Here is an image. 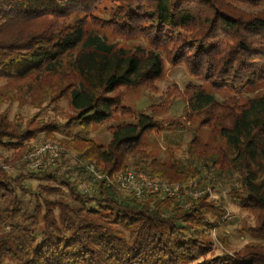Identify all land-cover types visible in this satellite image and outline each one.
Segmentation results:
<instances>
[{
  "label": "trees",
  "instance_id": "obj_1",
  "mask_svg": "<svg viewBox=\"0 0 264 264\" xmlns=\"http://www.w3.org/2000/svg\"><path fill=\"white\" fill-rule=\"evenodd\" d=\"M87 20L145 38L150 49L107 42L86 31ZM165 59L184 63L216 90L250 91L264 81V0H0V106L16 97L2 85L21 84L34 109L52 104L58 111L67 94L73 111L63 124L39 112L22 122L0 111V264H264V245L255 243L208 258L210 242L202 237L224 210L207 192L138 198L124 196L112 179L131 170L170 184L190 179L214 188L226 181L240 208L256 215L253 230L263 234L264 92L234 104L185 84V116H200L227 149L195 135L182 157L169 152V161H160L143 140L160 123L142 111L110 127L105 145L87 135L91 124L118 110L131 114L120 88L153 86ZM74 124L83 135L54 136ZM39 137V145L30 144ZM46 141L106 178L82 166L64 169L60 153L28 158L30 165L42 163L25 170L22 154ZM76 174L89 178L93 191H79Z\"/></svg>",
  "mask_w": 264,
  "mask_h": 264
},
{
  "label": "rangeland",
  "instance_id": "obj_2",
  "mask_svg": "<svg viewBox=\"0 0 264 264\" xmlns=\"http://www.w3.org/2000/svg\"><path fill=\"white\" fill-rule=\"evenodd\" d=\"M85 28L87 32L98 34L104 37L107 42L114 43L116 46L123 49H129L131 51L137 46L144 48V50L150 49L145 38L139 36L120 35L115 33L111 28L101 27L100 25L93 24L89 20L85 21ZM64 67H66V63H64ZM188 82L202 85L205 91L212 93L219 102L232 100L234 104H243L248 97L259 96L264 92V81L256 85L250 91L243 92L242 94H233L231 90L226 88L216 90L212 86H209L208 83L191 75L184 63L171 64L165 59L164 71L161 77L154 81L153 86L148 88L143 86L120 88L123 95L122 105L128 107L131 114H124L118 110L106 122L91 124L87 135L96 143L105 145L110 139V127L119 123L132 122L134 120L133 115L136 112L142 111L151 115L160 123V128L148 134L146 133L143 137L146 150L149 151L151 156L157 157L160 161H169V152L173 153L174 156L182 157V153L186 149L187 144L195 135L198 136L201 142L215 144L227 149L224 141L211 133L209 127L199 124L201 120L200 116H185V97L183 96V89ZM2 86L3 89L16 92V97H13V100L5 102L0 106V111L6 110L10 119L14 116H19L22 122H25L39 112L37 113L39 114V118L46 119L48 116H51V118H55L56 121L63 124L67 120L66 115L73 114V111L67 107V94H65L62 99L58 100V111L53 109L52 104L38 110L34 109L28 103V96L23 93L25 86L21 84ZM75 133H77V135H83L79 126L75 124L72 125L69 133H67V131L64 133L60 131L53 132L54 136L57 138H64L68 136V134ZM42 141L39 137L37 140H32L30 144L36 146ZM45 143L54 144L47 141ZM60 154V158L65 157L67 160V163L63 165L64 169L70 170V166L73 165H75L76 168L80 166L85 168L86 164H84V162L75 163L76 157L73 151L64 152L63 149H61ZM27 155L28 154L24 153V155L22 154L20 157V163L23 164L26 161L25 170L31 167L29 162H27L29 158ZM37 161L41 162L42 160L37 159ZM3 168L7 170L5 166ZM200 168L202 170L201 172L204 174L205 169H203V167ZM94 170L99 173L97 169L94 168ZM136 175L139 176L138 174ZM24 182L34 187L37 180L26 179ZM76 182L78 183L79 191H93V185L89 182V178H84V175L76 174ZM161 182H163V180ZM176 184H178L179 192L182 194L196 197L207 192L210 199L222 203L221 205L224 210L223 215L220 219L214 218L213 227L209 229L207 235L205 234L202 237L203 241L210 242L211 249L207 253L208 258L220 255L223 256V254L226 253H233L248 243L264 245V233L259 234L253 230L258 224L256 215L253 214V212L240 208L238 201L234 200L228 192V182L224 181L222 184L219 183L215 185L214 188H211L210 185H203L201 182H195L190 179ZM122 194H124V196L127 195L123 191Z\"/></svg>",
  "mask_w": 264,
  "mask_h": 264
},
{
  "label": "built area",
  "instance_id": "obj_3",
  "mask_svg": "<svg viewBox=\"0 0 264 264\" xmlns=\"http://www.w3.org/2000/svg\"><path fill=\"white\" fill-rule=\"evenodd\" d=\"M48 156H57L59 152V147L55 144L44 143L41 144L33 154L27 155V157L32 158L36 157V155L40 153H44ZM85 164V163H84ZM40 163L33 162L31 166H39ZM85 169L87 172L91 173L95 179H99L101 177H105V175H101L94 170L92 164H86ZM113 179V183L121 190V192H125L127 194L134 195L138 198H143L148 194H157L160 196H178L179 186L178 184H170L162 180H155L147 178V177H139L133 171H120L115 174Z\"/></svg>",
  "mask_w": 264,
  "mask_h": 264
}]
</instances>
